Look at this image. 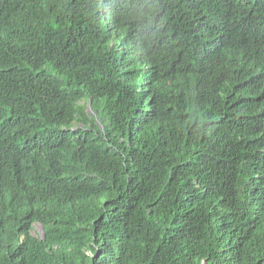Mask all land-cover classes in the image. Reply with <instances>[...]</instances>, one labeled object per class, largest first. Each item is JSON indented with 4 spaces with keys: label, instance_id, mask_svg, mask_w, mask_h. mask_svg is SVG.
I'll use <instances>...</instances> for the list:
<instances>
[{
    "label": "trees",
    "instance_id": "obj_1",
    "mask_svg": "<svg viewBox=\"0 0 264 264\" xmlns=\"http://www.w3.org/2000/svg\"><path fill=\"white\" fill-rule=\"evenodd\" d=\"M0 264H264V0H0Z\"/></svg>",
    "mask_w": 264,
    "mask_h": 264
},
{
    "label": "clouds",
    "instance_id": "obj_2",
    "mask_svg": "<svg viewBox=\"0 0 264 264\" xmlns=\"http://www.w3.org/2000/svg\"><path fill=\"white\" fill-rule=\"evenodd\" d=\"M135 87H136V86H135ZM87 111H88L89 114H92L93 111H92L90 105L88 106Z\"/></svg>",
    "mask_w": 264,
    "mask_h": 264
}]
</instances>
